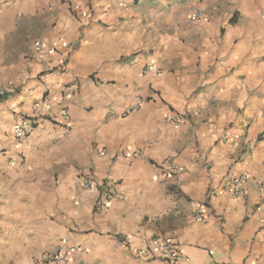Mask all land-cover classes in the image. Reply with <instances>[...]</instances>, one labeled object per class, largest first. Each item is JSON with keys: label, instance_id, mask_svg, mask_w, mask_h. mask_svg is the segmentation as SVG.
Masks as SVG:
<instances>
[{"label": "crops", "instance_id": "1", "mask_svg": "<svg viewBox=\"0 0 264 264\" xmlns=\"http://www.w3.org/2000/svg\"><path fill=\"white\" fill-rule=\"evenodd\" d=\"M0 84V264H168L141 255L158 237L182 264H264V0H0Z\"/></svg>", "mask_w": 264, "mask_h": 264}, {"label": "built area", "instance_id": "2", "mask_svg": "<svg viewBox=\"0 0 264 264\" xmlns=\"http://www.w3.org/2000/svg\"><path fill=\"white\" fill-rule=\"evenodd\" d=\"M203 17L202 13L193 14L190 19L192 21H197ZM59 46H65L68 49H71V45L67 43L57 44L54 47L48 46L43 41H37L34 43V49L37 51L40 57L47 58L52 53H56L58 51ZM61 64L59 65L60 70H64L67 66L65 56L60 59ZM146 72L150 74H155V68L153 65H150L146 68ZM10 92V89L3 84H0V99H4ZM52 109V103L49 98L43 99L40 103L36 104L33 117L23 118L20 122H18L13 128V136L16 140L22 141L29 137L34 130L39 126L40 120L42 117L50 114ZM134 109H129V112ZM62 118L64 123L67 126H70L72 123L71 115L68 109L64 108L62 113ZM189 117L187 114H182L177 116V120L183 122L187 120ZM240 138L242 139V143L244 145H251V141L248 140L247 135L242 133ZM167 171L170 176H177L182 172V169L177 165H173L171 163L166 164ZM249 180L248 175H241L239 177L233 178L230 180L223 191L230 193L234 197H239L242 195L244 188ZM83 184L87 187H92L95 184V179L91 174H88L83 179ZM263 187V186H262ZM102 192L110 198L120 199L122 197L121 191L116 189V183L113 181H107L101 186ZM209 201V199H207ZM206 201V202H207ZM206 202L203 204H195V216L194 219L196 221H202L206 217ZM141 255L148 258H156L167 262L168 264H182L185 261V255L179 249L176 242L171 238L166 237H158L156 238L152 246L146 250L141 252ZM69 263V253H49L41 257L40 259L34 260L29 264H68Z\"/></svg>", "mask_w": 264, "mask_h": 264}, {"label": "rangeland", "instance_id": "3", "mask_svg": "<svg viewBox=\"0 0 264 264\" xmlns=\"http://www.w3.org/2000/svg\"><path fill=\"white\" fill-rule=\"evenodd\" d=\"M184 114H187L188 116H190V114L189 113H184ZM104 151H105V148L103 149ZM204 166H208V164L207 163H204ZM210 167H208V169H209ZM120 182V181H119ZM119 182H117V184H119ZM53 187V186H52Z\"/></svg>", "mask_w": 264, "mask_h": 264}]
</instances>
